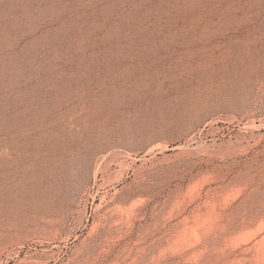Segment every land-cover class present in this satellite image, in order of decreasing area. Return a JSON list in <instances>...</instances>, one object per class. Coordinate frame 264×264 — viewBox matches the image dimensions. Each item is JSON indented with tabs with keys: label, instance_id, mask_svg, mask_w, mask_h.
<instances>
[{
	"label": "rangeland",
	"instance_id": "374dc122",
	"mask_svg": "<svg viewBox=\"0 0 264 264\" xmlns=\"http://www.w3.org/2000/svg\"><path fill=\"white\" fill-rule=\"evenodd\" d=\"M0 264H264V0H0Z\"/></svg>",
	"mask_w": 264,
	"mask_h": 264
}]
</instances>
